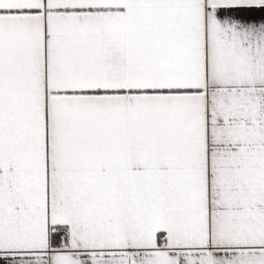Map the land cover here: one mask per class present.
<instances>
[{"label": "snow or ice", "instance_id": "6c2138e0", "mask_svg": "<svg viewBox=\"0 0 264 264\" xmlns=\"http://www.w3.org/2000/svg\"><path fill=\"white\" fill-rule=\"evenodd\" d=\"M0 264H264V0H0Z\"/></svg>", "mask_w": 264, "mask_h": 264}]
</instances>
